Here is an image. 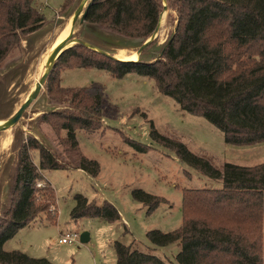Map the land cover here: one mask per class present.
Masks as SVG:
<instances>
[{
    "label": "trees",
    "instance_id": "obj_1",
    "mask_svg": "<svg viewBox=\"0 0 264 264\" xmlns=\"http://www.w3.org/2000/svg\"><path fill=\"white\" fill-rule=\"evenodd\" d=\"M72 1L65 0L60 13H65ZM172 1L179 13V24L162 59L153 63L115 61L75 46L61 56L59 63L66 62L64 69L93 68L117 78L135 73L151 79L162 95L174 99L181 111L203 117L220 130L227 144L246 147L263 143L264 0ZM161 3L94 0L86 23L143 43L158 25ZM46 23L35 0H0V66L19 49L21 35H30ZM55 88L51 99L56 102L59 93L66 98L60 103H69L75 112L46 119L54 121L64 134L62 142L71 157L67 161L61 159L35 138H29L19 149L12 203L0 222V264H52L47 259L4 249L20 229L53 207L55 191L43 172L80 169L92 177L100 173L96 161L80 154L77 133L94 132L102 124L101 90ZM161 142L183 164L221 182L222 187L185 189L181 227L168 233L154 230L147 234L155 248L177 245L180 250L174 259L163 260L116 242L117 264H264V163H226L218 170L183 143L165 138ZM136 196L150 211L162 201L144 192ZM76 200L71 213L74 220H121L119 211L107 201L98 205L82 195Z\"/></svg>",
    "mask_w": 264,
    "mask_h": 264
},
{
    "label": "rangeland",
    "instance_id": "obj_2",
    "mask_svg": "<svg viewBox=\"0 0 264 264\" xmlns=\"http://www.w3.org/2000/svg\"><path fill=\"white\" fill-rule=\"evenodd\" d=\"M35 2L45 14L47 23L30 35H21V42L25 40L26 46L23 47L20 42L19 49L10 53L0 66V96L5 91V102L8 101L6 107L0 104V118L10 115L17 107L21 100L19 93L23 97L28 92V87L23 88L24 81L29 86L41 67L48 44L43 45L49 43L47 41L57 17L68 14L81 0H73L67 13H60L65 0ZM161 2L164 22L156 38L143 51V62L160 60L162 51L177 31L179 13L173 1ZM67 18L64 16L56 21L57 31L65 26ZM85 26L88 35H84L83 31V39L103 47L109 46L118 57L117 47H127L123 50L129 55L136 53L143 44L104 28ZM80 30L82 34L81 27L77 26V36ZM23 62L27 64L18 67L12 77L15 88L4 87L2 76L5 74L7 78L8 73ZM65 63L58 61L44 92L17 127V152L29 138H36L48 150L67 161L71 155L62 142L64 134L57 129L54 121L46 118L75 112V109L69 103H60L66 98L59 93H56L58 100L53 101L51 92L56 90L55 87H97L102 96V124L94 132L79 131L77 141L80 154L96 161L100 173L92 177L80 169L43 172L44 179L55 191L53 207L49 213L45 212L35 222L20 229L6 242L4 249L47 259L52 264H117L115 243L120 242L163 260L174 259L180 250L177 245L155 248L147 234L154 230L168 233L181 227L185 189H218L222 183L183 164L175 152L163 145L161 138L183 143L193 154L208 160L218 170H222L226 163L243 166L264 163V142L246 147L227 144L220 130L203 117L181 111L174 99L162 95L151 79L135 73L117 78L93 68L64 69ZM3 139L2 134L0 144ZM35 162L38 163L39 159L35 158ZM17 163L15 159L13 168L9 170L0 222L12 203ZM138 192L161 199V204L150 211L149 206L136 198ZM79 195L98 205L105 201L113 204L121 220L115 223L103 218L74 220L71 213ZM48 215L56 217L55 220L49 219ZM85 233L88 241L82 243L81 237ZM65 235H72L75 241L72 244L60 243Z\"/></svg>",
    "mask_w": 264,
    "mask_h": 264
},
{
    "label": "water",
    "instance_id": "obj_3",
    "mask_svg": "<svg viewBox=\"0 0 264 264\" xmlns=\"http://www.w3.org/2000/svg\"><path fill=\"white\" fill-rule=\"evenodd\" d=\"M166 0H164L165 2ZM94 0H81L78 4H75L73 8L69 11L68 14L62 15L61 17H57L58 19H62L65 17H68L67 22L71 21L70 31L69 34L59 41L56 42V35H57V24L56 20L54 23V30L51 32L50 37L48 38L49 43H45L43 46L48 44L46 47V50L44 51L43 62L37 73L35 74V77L33 79V82L28 86V83L24 81L23 88H29L28 92L22 97V94L19 93L21 100L19 101V104L13 112L10 115H7L5 117L0 118V135H4V139L0 144V217L2 210L4 208V195H5V185L8 182V176H9V170L13 168V163H16L18 161V152H17V138L15 135V131L17 127L22 123V121L25 118L26 113L29 111V109L37 102V100L40 98L42 93L45 90L46 84L49 80L50 75L52 74L56 64L58 63L61 56L67 52L68 50L74 48L75 46H83L91 51H94L96 53L102 54L106 57H109L115 61H122V62H138L142 61L141 56L143 54V51L145 48L156 38L157 34L159 33L162 23H163V12L160 13L159 16V22L158 25L153 32V34L145 41L143 44H141L140 48L136 52L137 59L136 60H126L121 57L116 56L115 52L112 51V48L103 47V45H97L93 41H87L83 39L81 36L88 35L87 31L88 28L85 25H88L86 23V15L91 8ZM67 13V12H66ZM66 22V24H67ZM65 24V25H66ZM81 27L82 34L80 30V34L77 36L76 28ZM93 36H96L95 33H91ZM97 39V38H96ZM100 38H98L99 40ZM51 40V41H50ZM103 43L107 44L104 40L100 39ZM99 40V41H100ZM100 41V42H101ZM170 41V40H169ZM21 43L22 46H26L27 42L23 40ZM41 46V47H43ZM37 47H40L37 46ZM32 47V48H37ZM127 47L125 46H119L117 47V51L120 53L121 50L125 49ZM105 49L111 50L113 53L110 54V52L106 51ZM165 50V49H164ZM164 50L162 51V58L164 54ZM118 53V54H119ZM161 58V59H162ZM155 62V61H154ZM147 63V62H146ZM153 63V62H148ZM27 64L25 62L18 64L16 67H14L9 73L7 78H5V74L2 76L3 78V85L4 87H8L11 89H14V83L12 82V77L14 76V73L17 69L21 67V65ZM19 67V68H18ZM6 79V81H5ZM9 80V81H8ZM9 83L11 86H9ZM7 88V91H8ZM11 92V91H10ZM0 104H5V107L8 104V101L5 102V91L3 95L0 96ZM11 102V100H9ZM36 139V138H35ZM38 140V139H37ZM48 149V148H47ZM17 154V156H16ZM88 241L87 234H83L81 237V242L86 243Z\"/></svg>",
    "mask_w": 264,
    "mask_h": 264
},
{
    "label": "bare ground",
    "instance_id": "obj_4",
    "mask_svg": "<svg viewBox=\"0 0 264 264\" xmlns=\"http://www.w3.org/2000/svg\"><path fill=\"white\" fill-rule=\"evenodd\" d=\"M163 22H164V18H163ZM70 26H71V21L69 20L63 28L57 31V35H56L57 43L61 41L62 39H64L69 34ZM119 56L126 60H136L137 59L136 53H130L129 55H127L124 50L120 51Z\"/></svg>",
    "mask_w": 264,
    "mask_h": 264
},
{
    "label": "built area",
    "instance_id": "obj_5",
    "mask_svg": "<svg viewBox=\"0 0 264 264\" xmlns=\"http://www.w3.org/2000/svg\"><path fill=\"white\" fill-rule=\"evenodd\" d=\"M39 186H41V184ZM74 241L75 237L72 235H65L62 239H60V243L62 244H72Z\"/></svg>",
    "mask_w": 264,
    "mask_h": 264
}]
</instances>
